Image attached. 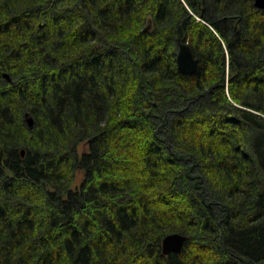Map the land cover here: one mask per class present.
<instances>
[{
  "label": "trees",
  "instance_id": "1",
  "mask_svg": "<svg viewBox=\"0 0 264 264\" xmlns=\"http://www.w3.org/2000/svg\"><path fill=\"white\" fill-rule=\"evenodd\" d=\"M0 264H264V9L0 0Z\"/></svg>",
  "mask_w": 264,
  "mask_h": 264
},
{
  "label": "water",
  "instance_id": "2",
  "mask_svg": "<svg viewBox=\"0 0 264 264\" xmlns=\"http://www.w3.org/2000/svg\"><path fill=\"white\" fill-rule=\"evenodd\" d=\"M254 4L257 8L264 9V0H254ZM177 65L184 74H193L198 68V59L195 57L190 44L186 41H182L179 45ZM5 76L10 79L8 74H5ZM27 122L29 126L34 124L33 117L28 114ZM22 155H24V151H22ZM186 240L187 236L178 232L166 235L162 241L163 253L168 255L172 252H180Z\"/></svg>",
  "mask_w": 264,
  "mask_h": 264
},
{
  "label": "rangeland",
  "instance_id": "3",
  "mask_svg": "<svg viewBox=\"0 0 264 264\" xmlns=\"http://www.w3.org/2000/svg\"><path fill=\"white\" fill-rule=\"evenodd\" d=\"M179 51V50H178ZM82 178V177H81Z\"/></svg>",
  "mask_w": 264,
  "mask_h": 264
}]
</instances>
